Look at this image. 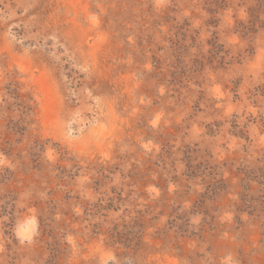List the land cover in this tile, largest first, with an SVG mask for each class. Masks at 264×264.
I'll return each mask as SVG.
<instances>
[{
	"label": "rangeland",
	"instance_id": "1",
	"mask_svg": "<svg viewBox=\"0 0 264 264\" xmlns=\"http://www.w3.org/2000/svg\"><path fill=\"white\" fill-rule=\"evenodd\" d=\"M0 264H264V0H0Z\"/></svg>",
	"mask_w": 264,
	"mask_h": 264
}]
</instances>
